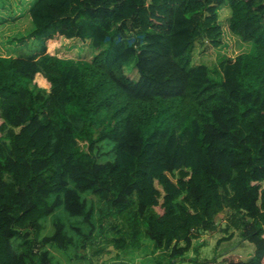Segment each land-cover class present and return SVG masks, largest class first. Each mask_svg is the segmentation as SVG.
<instances>
[{
    "label": "trees",
    "instance_id": "obj_1",
    "mask_svg": "<svg viewBox=\"0 0 264 264\" xmlns=\"http://www.w3.org/2000/svg\"><path fill=\"white\" fill-rule=\"evenodd\" d=\"M223 6L249 52L191 65L196 41L221 46ZM28 15L43 65L0 56V264L142 236L170 262L222 211L223 232L253 246L226 264H264V0H34ZM60 40L96 52L78 66L54 53ZM103 141L113 158L99 163ZM60 209L76 222L40 238Z\"/></svg>",
    "mask_w": 264,
    "mask_h": 264
},
{
    "label": "rangeland",
    "instance_id": "obj_2",
    "mask_svg": "<svg viewBox=\"0 0 264 264\" xmlns=\"http://www.w3.org/2000/svg\"><path fill=\"white\" fill-rule=\"evenodd\" d=\"M33 1L0 0V56L5 59L19 56L35 58L42 66L43 58L37 41L31 36L32 24L28 15V9ZM229 16L230 9L223 6L218 14L223 37L221 46L216 48L209 42L196 41L191 52V65L204 64L210 71L211 68L217 67L219 60L224 57L234 58L240 53L249 52L250 44L232 36L226 29ZM54 47V53L59 54L60 59L78 66L88 64L96 52L88 42L79 40L67 43L60 40ZM124 72L133 81L136 80V72L130 65H125ZM80 149L85 150L84 145L80 144ZM95 156L99 163L112 160V143L108 141L98 143ZM55 222H63L68 231L76 219L64 214L61 209L43 217L40 238L54 232ZM226 222L227 215L222 211L213 232L194 236L190 249L182 257L170 262L168 251L154 248L152 241L146 236L141 237L138 245L125 248H115L102 237H95L89 242H80L77 247L71 245L61 250L54 244H47L36 251L47 253L49 261L46 264H226L225 257L229 254L237 255L243 260L252 258L253 246L242 240L238 230L230 229L227 233L223 232ZM68 234L72 235V232L69 231ZM221 237L225 239L218 244L217 240ZM74 239L76 240V237Z\"/></svg>",
    "mask_w": 264,
    "mask_h": 264
}]
</instances>
